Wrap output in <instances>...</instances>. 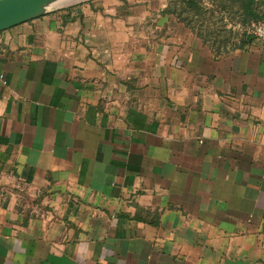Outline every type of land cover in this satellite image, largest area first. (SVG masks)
<instances>
[{"label": "crops", "instance_id": "obj_1", "mask_svg": "<svg viewBox=\"0 0 264 264\" xmlns=\"http://www.w3.org/2000/svg\"><path fill=\"white\" fill-rule=\"evenodd\" d=\"M177 4L0 31V264H264V42Z\"/></svg>", "mask_w": 264, "mask_h": 264}, {"label": "rangeland", "instance_id": "obj_2", "mask_svg": "<svg viewBox=\"0 0 264 264\" xmlns=\"http://www.w3.org/2000/svg\"><path fill=\"white\" fill-rule=\"evenodd\" d=\"M204 12L199 13L194 9L184 11L187 7L177 4L182 9L184 21L200 36L219 40L221 45H231L233 41L244 35L242 32L237 11L239 3L233 0H201ZM189 22V24H188Z\"/></svg>", "mask_w": 264, "mask_h": 264}, {"label": "water", "instance_id": "obj_3", "mask_svg": "<svg viewBox=\"0 0 264 264\" xmlns=\"http://www.w3.org/2000/svg\"><path fill=\"white\" fill-rule=\"evenodd\" d=\"M62 0H0V31L39 17Z\"/></svg>", "mask_w": 264, "mask_h": 264}, {"label": "trees", "instance_id": "obj_4", "mask_svg": "<svg viewBox=\"0 0 264 264\" xmlns=\"http://www.w3.org/2000/svg\"><path fill=\"white\" fill-rule=\"evenodd\" d=\"M236 1V0H233ZM239 10L237 11L240 21L243 24H248L253 21H259L262 18V14L260 12L261 6L264 5V0H239ZM237 3V1H236ZM186 9L184 11L189 12L191 9L196 10L199 13L204 12V7L201 4V0H185ZM182 11L179 14V18L181 21H185L187 18L183 17ZM189 24V22H188Z\"/></svg>", "mask_w": 264, "mask_h": 264}, {"label": "built area", "instance_id": "obj_5", "mask_svg": "<svg viewBox=\"0 0 264 264\" xmlns=\"http://www.w3.org/2000/svg\"><path fill=\"white\" fill-rule=\"evenodd\" d=\"M242 32L253 35L257 40L264 42V19L248 24H240ZM3 78V75H1Z\"/></svg>", "mask_w": 264, "mask_h": 264}]
</instances>
